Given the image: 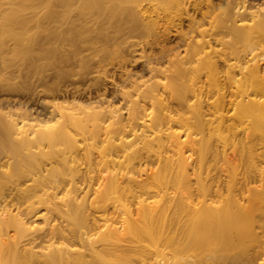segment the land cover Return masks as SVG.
<instances>
[{"label":"bare ground","instance_id":"6f19581e","mask_svg":"<svg viewBox=\"0 0 264 264\" xmlns=\"http://www.w3.org/2000/svg\"><path fill=\"white\" fill-rule=\"evenodd\" d=\"M118 1L10 0L0 11V65L29 62L24 83L0 71V264H132L146 253L189 264L188 252L194 264H264V0H150L158 19H179L176 44L109 100L50 104L59 87L25 84L55 61L56 41H83L79 16L122 15L135 32L133 9ZM32 23L47 35L31 36ZM77 126L101 142L95 168L62 169L59 149L43 165L46 147L77 141ZM15 156L27 169L22 159L4 169ZM239 168L238 178L223 174Z\"/></svg>","mask_w":264,"mask_h":264},{"label":"rangeland","instance_id":"374dc122","mask_svg":"<svg viewBox=\"0 0 264 264\" xmlns=\"http://www.w3.org/2000/svg\"><path fill=\"white\" fill-rule=\"evenodd\" d=\"M9 2L10 0H0V11H5L9 7ZM156 3L150 0H142L138 4L120 0L116 2L114 7L121 12L128 8L133 9L135 21L138 25L135 32L130 30L133 20L122 15L112 14L108 18L107 15L92 12L79 16L77 18L79 23L77 31L87 32L83 41L78 45L68 43L66 37L63 40L56 41L54 45L57 47L60 44L59 47L62 49L60 48V50L58 47L56 50L54 48L56 59L52 60L55 61H50V58H47L49 62L45 63L43 69L37 72L38 74L31 75L25 84L28 86L31 82L38 83L39 79H43L50 87L57 86L60 89L55 93V96L48 94L47 102L49 101L50 104L62 103L65 106H73L78 102H88L90 97H95L96 95H104V97L106 95L108 100L111 99L110 96L114 95L116 87L122 85V81L126 79L128 74L132 75V80H136L137 78L145 80L149 78V75L144 73L143 69L145 60L158 54L162 47L172 48V46H175L178 38L176 25L180 24L177 18L175 20L172 19L175 22L171 23L172 20L170 21L165 18L164 14H161V17L158 19L157 11H162L158 10L159 7ZM75 14L73 13L72 16L75 17ZM174 15L175 13L172 16ZM185 17V15H182L181 18L184 19ZM155 21H157L153 25L155 32L151 35L146 34L145 23L151 24ZM32 25L34 23L30 25L31 29L29 33L31 36L35 35L36 38L42 39V37L44 38L47 35V31L43 34V31L39 27L37 28L36 24L35 27ZM66 26V24H62L57 26V29L59 32L66 33V31H69V27L67 26V29ZM183 26H185V23H183ZM156 32H160L158 41L155 38ZM104 34H108L106 36L110 40H106L104 36L101 37ZM6 42L11 47L14 46L12 39L8 38ZM52 55L51 58H55V55L53 57ZM61 56L62 59L60 60ZM24 60L25 58L12 57L10 55L6 63L0 65V71L7 74L13 73L16 82L20 83L23 81L24 83L29 69V62L27 63V60ZM86 72L87 74H85ZM17 98H19V95ZM76 115L78 119L89 118L86 117V114L81 113L80 110H77ZM85 121H89V119H85ZM91 124L89 122L87 126ZM88 127L91 130V126ZM75 130H72L70 133L75 135L74 137L77 141L70 143L65 140L61 141V144L55 148L46 147L44 150L45 155L38 156V160L47 168H50L55 165V152L59 149L60 154L63 155L61 158L62 169L95 168V157L103 150L101 142L91 136L88 130L80 129L78 126ZM20 159L24 163L22 168L27 169V159L24 158L23 160V156H15V159H10L8 167L4 169H14L15 161H20ZM246 170L241 168L223 169V174L227 176V179L238 178ZM41 210L43 211V209ZM33 220L39 224L33 221V225L40 226L39 221H41V218L39 220V217H35ZM169 252V249H164L166 259L171 258ZM196 255L193 252H188L182 256L181 260L194 264L197 258ZM161 258L151 253H146L143 257H134L132 264H155Z\"/></svg>","mask_w":264,"mask_h":264}]
</instances>
